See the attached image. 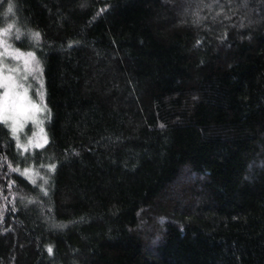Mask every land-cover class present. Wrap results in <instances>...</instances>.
Returning <instances> with one entry per match:
<instances>
[{
  "label": "trees",
  "instance_id": "obj_1",
  "mask_svg": "<svg viewBox=\"0 0 264 264\" xmlns=\"http://www.w3.org/2000/svg\"><path fill=\"white\" fill-rule=\"evenodd\" d=\"M9 24L49 117L27 152L0 123V264H264V0H0Z\"/></svg>",
  "mask_w": 264,
  "mask_h": 264
},
{
  "label": "snow or ice",
  "instance_id": "obj_2",
  "mask_svg": "<svg viewBox=\"0 0 264 264\" xmlns=\"http://www.w3.org/2000/svg\"><path fill=\"white\" fill-rule=\"evenodd\" d=\"M8 7L10 8L11 14L13 13V5L9 3ZM14 27L13 24H9V26L5 29H3L2 32H0V35L7 36L8 33L11 31V29ZM32 37L34 40L39 41L40 34L38 32L33 33ZM19 38V35L17 36ZM5 44V50L4 55H12L17 59L23 58L24 60V66L27 70L28 74L31 75L33 73H39L42 75V69L39 66V62L36 60V56L34 53L29 52L26 55L15 51V52H9L6 42ZM33 62H35V67H32ZM7 68L6 65L3 64V61H0V88L4 89L2 97H0V123H4L7 126L10 127V130L12 132L13 138L17 141V148L22 149L24 152H27L29 148H43L48 143V139L46 135H43L44 129L43 127H40V135H33L32 139L28 140L27 145L21 144L19 142V136L17 135L18 131H20L23 128V124L21 123V120H35V113L36 112H42L45 109L39 107L36 104H33L30 100H28L27 97V88L23 83H20L16 77L5 74V69ZM8 72H15L18 71L17 69H7ZM24 79H27L25 76ZM41 88H43V84L40 85ZM40 96V102L43 103L44 96L43 93L39 94ZM25 102H27V106H25ZM31 112L32 114L29 115L28 113ZM39 124H42L43 122H38ZM49 171L55 170V165H49ZM13 171L19 172V169H13ZM21 175L25 176L26 178H31L32 172L30 169L25 168ZM38 175V174H37ZM43 179V177H41ZM33 184H35V180H31ZM44 183H47V180H44ZM44 191V189H41ZM45 195H47V192L45 191ZM63 227V225H60ZM49 254L52 253V248H48Z\"/></svg>",
  "mask_w": 264,
  "mask_h": 264
},
{
  "label": "rangeland",
  "instance_id": "obj_3",
  "mask_svg": "<svg viewBox=\"0 0 264 264\" xmlns=\"http://www.w3.org/2000/svg\"><path fill=\"white\" fill-rule=\"evenodd\" d=\"M209 2V0H207ZM198 2H195L197 5ZM3 31V30H2ZM1 31V32H2ZM13 32V28L11 31L8 33L7 36L0 35V61H3V64L7 66L5 69V74L12 75L16 77V79L25 85L27 88V97L28 100H30L33 104L38 105L41 108H44L45 110L42 112H36L35 113V120H21V123L23 124V128L18 131L17 135L19 136V142L21 144L27 145L28 140L32 139L33 135H40V127H43L44 133L43 135H46V123L47 119L49 117V111L45 102V91H44V84H43V74L39 73H33L31 75L28 74L27 70L25 69L24 66V60L23 58L17 59L12 55H4V50H5V44L6 42L7 46H9L8 51L15 52L18 51L24 55H26L29 52H23L15 49L11 43H10V34ZM38 61V59L36 58ZM39 62V61H38ZM39 66L41 68V64L39 62ZM32 67H35V62H33ZM7 69H17L18 71L15 72H8ZM42 69V68H41ZM27 77V79H24V77ZM41 83L43 84V88L40 87ZM4 92L3 88H0V97H2ZM43 93L44 100L43 103L40 102V96L39 94ZM25 106H27V102H25ZM29 115L32 113L29 112ZM42 121V124H39L38 122ZM48 139V137H47ZM34 149H39V148H29L28 151H32Z\"/></svg>",
  "mask_w": 264,
  "mask_h": 264
},
{
  "label": "clouds",
  "instance_id": "obj_4",
  "mask_svg": "<svg viewBox=\"0 0 264 264\" xmlns=\"http://www.w3.org/2000/svg\"><path fill=\"white\" fill-rule=\"evenodd\" d=\"M10 5H11V2H10ZM9 14H11V12H10V8L8 7V8H7V11L4 13V15L7 16V15H9Z\"/></svg>",
  "mask_w": 264,
  "mask_h": 264
}]
</instances>
